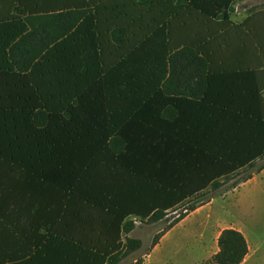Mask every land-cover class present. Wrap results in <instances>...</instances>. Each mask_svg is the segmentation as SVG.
I'll return each mask as SVG.
<instances>
[{
    "label": "trees",
    "instance_id": "trees-1",
    "mask_svg": "<svg viewBox=\"0 0 264 264\" xmlns=\"http://www.w3.org/2000/svg\"><path fill=\"white\" fill-rule=\"evenodd\" d=\"M13 2L50 32L0 25V206L46 207L52 232L34 252L0 232V264H120L133 220L264 168V14L228 32L235 0ZM217 245L209 264L248 252L232 228Z\"/></svg>",
    "mask_w": 264,
    "mask_h": 264
},
{
    "label": "rangeland",
    "instance_id": "rangeland-1",
    "mask_svg": "<svg viewBox=\"0 0 264 264\" xmlns=\"http://www.w3.org/2000/svg\"><path fill=\"white\" fill-rule=\"evenodd\" d=\"M258 163H264V159ZM231 182L224 183L220 190H208L187 201L159 222L133 220L134 229L123 234L122 239H139L142 246L120 264H131L134 258L139 257L142 258V264H209L218 251L220 232L228 227L237 228L239 223L244 227L250 244L257 247L247 264H264V171L256 180L242 185L236 191L227 190ZM191 203L200 206L193 211L186 209ZM172 228L174 230L167 233ZM165 234L168 239L147 258L153 248L154 237ZM192 241L203 245L204 251L194 249Z\"/></svg>",
    "mask_w": 264,
    "mask_h": 264
},
{
    "label": "crops",
    "instance_id": "crops-1",
    "mask_svg": "<svg viewBox=\"0 0 264 264\" xmlns=\"http://www.w3.org/2000/svg\"><path fill=\"white\" fill-rule=\"evenodd\" d=\"M25 1L27 2L28 8H30L29 0ZM31 1L35 2V0ZM15 6L16 4H14L13 0H0V25H4V33L9 34L10 32V27L7 25L8 21L10 22L12 19H16V21L21 20L26 25V33H32L33 36L36 35L37 37L41 38L49 37L50 27L43 21L46 19V14H36V12L30 14L29 12H26L25 14H19L14 11ZM259 14H264V0H235L232 5V11L229 13V21L233 24V26L224 24L226 31L232 32L234 30L232 27L235 26L239 28V24ZM216 24L217 23H209V29L206 30L211 33L215 32V30L217 29ZM175 28L177 29V27ZM238 28L236 29L235 34L239 36ZM236 52L239 56V48L236 49ZM263 171L264 168L258 173H254L249 180L235 188V191L242 185L256 180ZM0 210L3 212V216L7 219L6 222H8L6 227L0 225V232L5 236V238H2L1 236V243H5L7 240L10 241V243H15V245L17 244V246L19 245L18 247L15 246L16 249L22 247L34 252V246L36 244L43 243L45 238L52 232V227L47 221V215L45 214V210H48L46 207L39 208L34 206L30 208L26 205H10L0 206ZM228 228H232L240 232L245 238L248 252L241 264H247L249 259L252 257L251 254H254L257 251V247L255 248L254 244H250L245 229L240 223L239 227L237 228ZM173 230L174 228L169 230L167 233H170ZM15 239L17 240V243L15 242ZM166 239H168L167 234L161 236L158 243L151 249L150 253L147 255V258H150L152 253H154L156 250H159L161 244ZM21 243L22 246H20ZM192 243L194 249H197L199 252L204 251L203 245H198V242L196 241H192ZM20 251L22 254L23 250L20 249ZM6 252L7 250L3 249L2 245H0V256L5 255ZM19 253L20 252L17 250V254Z\"/></svg>",
    "mask_w": 264,
    "mask_h": 264
}]
</instances>
